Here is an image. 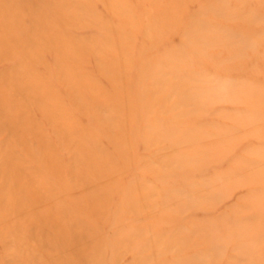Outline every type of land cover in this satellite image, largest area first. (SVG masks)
<instances>
[{"label":"rangeland","instance_id":"374dc122","mask_svg":"<svg viewBox=\"0 0 264 264\" xmlns=\"http://www.w3.org/2000/svg\"><path fill=\"white\" fill-rule=\"evenodd\" d=\"M0 264H264V0H0Z\"/></svg>","mask_w":264,"mask_h":264}]
</instances>
